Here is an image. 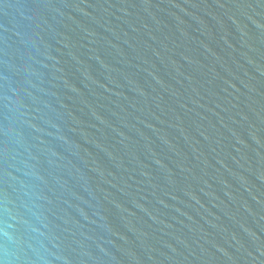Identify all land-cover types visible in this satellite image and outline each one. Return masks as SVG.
I'll list each match as a JSON object with an SVG mask.
<instances>
[{
	"label": "water",
	"instance_id": "obj_1",
	"mask_svg": "<svg viewBox=\"0 0 264 264\" xmlns=\"http://www.w3.org/2000/svg\"><path fill=\"white\" fill-rule=\"evenodd\" d=\"M0 264H264V0H0Z\"/></svg>",
	"mask_w": 264,
	"mask_h": 264
}]
</instances>
